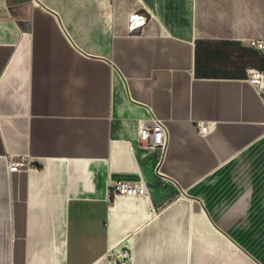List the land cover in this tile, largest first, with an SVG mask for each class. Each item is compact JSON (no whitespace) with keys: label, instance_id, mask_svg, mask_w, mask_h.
Segmentation results:
<instances>
[{"label":"crops","instance_id":"1","mask_svg":"<svg viewBox=\"0 0 264 264\" xmlns=\"http://www.w3.org/2000/svg\"><path fill=\"white\" fill-rule=\"evenodd\" d=\"M250 39L264 0H0V264H264ZM151 113L163 156L139 138ZM140 177L149 195L110 199Z\"/></svg>","mask_w":264,"mask_h":264},{"label":"built area","instance_id":"2","mask_svg":"<svg viewBox=\"0 0 264 264\" xmlns=\"http://www.w3.org/2000/svg\"><path fill=\"white\" fill-rule=\"evenodd\" d=\"M148 17L141 13H132L129 16V30L135 31L141 28L146 22ZM249 45L264 53V40L250 39ZM248 80L256 87L264 86V71L250 67L248 68ZM264 93V90H262ZM199 132H204L208 129V124L198 122L197 124ZM139 138L148 148L157 149L160 151L161 156L166 153L169 141V127L165 120H162L154 113L142 118L139 123ZM162 159L156 164V172L164 176L161 170ZM31 165L26 157L11 160L9 163V169L11 172H19ZM110 199H114L120 195L134 196V195H149L148 186L140 177L138 180H116L111 183L110 186ZM109 256H115L114 253L109 252ZM133 254L129 250H125L118 254V261L120 264L128 263L132 260Z\"/></svg>","mask_w":264,"mask_h":264}]
</instances>
